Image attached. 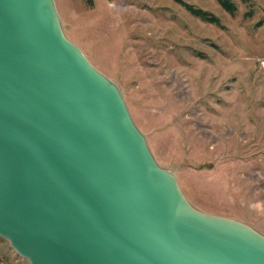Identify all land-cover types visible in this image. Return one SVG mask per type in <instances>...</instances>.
<instances>
[{"label": "water", "instance_id": "1", "mask_svg": "<svg viewBox=\"0 0 264 264\" xmlns=\"http://www.w3.org/2000/svg\"><path fill=\"white\" fill-rule=\"evenodd\" d=\"M0 237L29 264H264V235L157 165L54 0H0Z\"/></svg>", "mask_w": 264, "mask_h": 264}, {"label": "rangeland", "instance_id": "2", "mask_svg": "<svg viewBox=\"0 0 264 264\" xmlns=\"http://www.w3.org/2000/svg\"><path fill=\"white\" fill-rule=\"evenodd\" d=\"M54 0L60 26L114 82L159 167L199 210L264 235V0ZM251 11L246 16L245 12ZM0 264H29L0 237Z\"/></svg>", "mask_w": 264, "mask_h": 264}, {"label": "trees", "instance_id": "3", "mask_svg": "<svg viewBox=\"0 0 264 264\" xmlns=\"http://www.w3.org/2000/svg\"><path fill=\"white\" fill-rule=\"evenodd\" d=\"M178 3H180L188 12H190L193 16H196L200 18L203 21L210 22L216 25H219L220 20L219 18L213 14L212 12L202 9L200 7H196L193 4H190L186 1L183 0H174ZM218 5L225 10L229 14H234L237 11V4L235 0H215ZM243 3L245 2H250L251 0H239ZM251 11H246L245 15L248 16L250 15Z\"/></svg>", "mask_w": 264, "mask_h": 264}]
</instances>
